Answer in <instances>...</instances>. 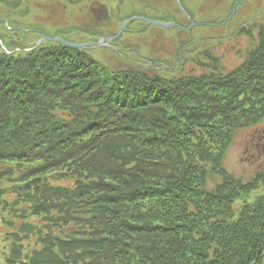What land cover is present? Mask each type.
Returning <instances> with one entry per match:
<instances>
[{"label": "trees", "instance_id": "1", "mask_svg": "<svg viewBox=\"0 0 264 264\" xmlns=\"http://www.w3.org/2000/svg\"><path fill=\"white\" fill-rule=\"evenodd\" d=\"M241 32L229 72L208 48L171 74L0 46V264H264V194L237 203L264 171L224 163L264 121V24Z\"/></svg>", "mask_w": 264, "mask_h": 264}, {"label": "flooded vegetation", "instance_id": "2", "mask_svg": "<svg viewBox=\"0 0 264 264\" xmlns=\"http://www.w3.org/2000/svg\"><path fill=\"white\" fill-rule=\"evenodd\" d=\"M261 0H20L15 9V24L7 33L10 40L20 45H32L44 35L50 36L40 43H50L58 49H66L73 54L96 57V50L114 51L126 57L134 51V36L140 35L148 41L151 33L157 31V38H172L171 31H161L165 27L151 23V20L172 24L170 28L201 26H223L229 23L245 27L254 24L260 12ZM0 21H8L7 9L2 7ZM206 16L207 18L203 19ZM255 19V20H254ZM261 25L258 20L255 25ZM26 26H28L26 28ZM159 30V31H158ZM25 32V33H23ZM190 34L188 35V37ZM53 38L73 44H87L104 41L100 47L68 46ZM188 51L184 52V56ZM192 56V55H191ZM197 58V56L195 57ZM193 58V59H195ZM171 69V68H170Z\"/></svg>", "mask_w": 264, "mask_h": 264}, {"label": "rangeland", "instance_id": "3", "mask_svg": "<svg viewBox=\"0 0 264 264\" xmlns=\"http://www.w3.org/2000/svg\"><path fill=\"white\" fill-rule=\"evenodd\" d=\"M24 1L28 4L31 3V0ZM3 6L7 9L6 16L8 21H0V46L7 54L30 52L39 47L37 43L50 38V36L44 35L36 44L34 42L32 45L22 46L17 42L11 41L9 35L5 37L3 29L7 33L12 34V37L14 36L11 28L15 26L13 23L15 21L13 14L15 13L7 7L6 3L0 2V18L2 17L1 13H3ZM256 17L255 19L258 20V23L264 24V0L260 2V12ZM206 18V16L203 17L204 21ZM255 21L252 25L257 27L259 24L255 25ZM252 25L245 28L244 26L238 27V24L229 23L218 27L201 26L185 30L182 27L180 28L182 31L180 34L175 33L179 28H164L161 30L164 32L171 31V35L176 34L172 38L170 36L157 38V31L154 33L153 30L148 41L143 42V38L140 35L134 36L132 45L134 51L128 53L126 57L117 55L112 50H96L95 56L107 63L108 66L119 69H141L151 73L152 71L150 70L156 71L159 68H168L171 74L200 73L204 70V66L194 63L192 59L196 56L198 58V53L208 48L218 57L223 71L229 72L244 61L247 50L254 45V39L244 34V31L241 32L242 29H247ZM166 34L169 35L167 32ZM189 34L190 36L188 37ZM253 35L257 36V29L253 30ZM102 42V45H104L105 42ZM185 51H188V53L184 56ZM200 57L202 59V56ZM202 61L205 62V59L203 58ZM224 163L228 172L244 180H249L256 173L264 171V121L257 126L242 130L236 134L233 144L226 153ZM261 194H264L263 187L250 192L245 197L242 196L243 198H240L237 203L244 205L246 202H253ZM0 259H2L1 252Z\"/></svg>", "mask_w": 264, "mask_h": 264}, {"label": "water", "instance_id": "4", "mask_svg": "<svg viewBox=\"0 0 264 264\" xmlns=\"http://www.w3.org/2000/svg\"><path fill=\"white\" fill-rule=\"evenodd\" d=\"M151 23H153V24H159V25H161V26H163V27H165V28H170V27H172V24H164V23H160V22L153 21V20H151ZM47 39H50V38H47ZM52 40L62 42V43H64L65 45H68V46H79V47H83V46H91V45L102 46V44H103L102 41H100V42H98V43H89V44H86V45H79V44L69 43V42H67L66 40L59 39V38H53Z\"/></svg>", "mask_w": 264, "mask_h": 264}]
</instances>
